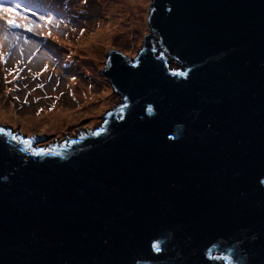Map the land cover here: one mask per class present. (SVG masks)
Here are the masks:
<instances>
[{"label":"water","instance_id":"1","mask_svg":"<svg viewBox=\"0 0 264 264\" xmlns=\"http://www.w3.org/2000/svg\"><path fill=\"white\" fill-rule=\"evenodd\" d=\"M149 8L106 53L120 119L43 156L0 135V264H264V0Z\"/></svg>","mask_w":264,"mask_h":264},{"label":"rangeland","instance_id":"2","mask_svg":"<svg viewBox=\"0 0 264 264\" xmlns=\"http://www.w3.org/2000/svg\"><path fill=\"white\" fill-rule=\"evenodd\" d=\"M17 1L18 0H15V2H13L12 0H8V2L13 5H16ZM27 1L31 0H23V3L26 7H28ZM143 5L144 9L132 8L129 17L126 20V23H129V25L125 27L124 30L131 31V33L122 31V34H127L126 39L129 41L127 46L118 45L113 41H98L93 37L89 41L88 39H90L91 36H94L99 23L75 29L73 31L72 37H68L70 40L68 54L62 55L58 53L62 59V62L60 64L57 61L54 62V66L65 68L63 70V76L59 78L57 82H54L56 79L53 76H34L37 78V86H40L38 88L40 89V93L44 96V98H42L40 101L34 100L29 104H25L21 100V97H23L24 94L23 92L20 93V91L19 95H16L14 98L15 104H9V102L6 100L8 85H10V77H12V69H14V65H12V63L16 61V53H18L20 42L13 45H11L12 41L7 43L4 41L0 42L4 43L2 46H0V55H3V60H0V111L11 114V116H8L7 118H2L0 116V123L3 122V124L10 125L16 130L20 128L18 132H31L33 135H38L40 137L41 135L51 136L45 141L38 142L40 144L57 138L68 131L81 130L80 127H78L80 124H83L82 129H84L88 124L100 123L102 121V114L110 108L116 106L120 98V95L114 91L108 81L109 78H107L105 74L106 53L116 47H119L123 52H138L144 39L146 16L150 5V0H145ZM37 8L39 12L44 10V7L39 4H37ZM28 9L30 11V5ZM23 13L24 14L22 15L21 19L25 22L22 23V25H25L26 17H28V11H23ZM37 17L38 15H36V18ZM101 18L102 17L99 18V22ZM18 19H20V17H18ZM131 19L134 20V23L130 22ZM70 23H72V20L69 21L68 26L64 25L62 32L64 37L68 36V31H70ZM3 26L4 22L0 21V35H2ZM82 28L85 29L83 34L80 32V29ZM63 35L54 36V40H58L60 37L61 45H64L65 41ZM81 37H84L85 41L80 43L79 40ZM32 45L34 44L27 45L26 48H32ZM87 49L93 50L94 55L88 54L86 52ZM28 58L29 55H25L23 51L20 59L27 62ZM82 59H87L89 63L87 65L81 66V68H86L87 70L93 68V71L96 72V79L99 82V84L91 87L93 89L90 91V97H87V100L85 101L87 105H84V100L82 101L84 95L81 97L80 104L71 103L68 95L72 93L71 88L74 85V81H76V79L73 80L72 77L77 73V69H80V65H82ZM47 69L48 67L46 69L44 68L43 71ZM55 71L58 72V67H56ZM2 87H5L4 92H2ZM103 88H105L106 91H103ZM91 101L95 103H91ZM21 105L22 107L20 108ZM75 109H77L82 115L78 116V113H76V118H73L72 120V111ZM89 109H94V111L89 112Z\"/></svg>","mask_w":264,"mask_h":264},{"label":"bare ground","instance_id":"3","mask_svg":"<svg viewBox=\"0 0 264 264\" xmlns=\"http://www.w3.org/2000/svg\"><path fill=\"white\" fill-rule=\"evenodd\" d=\"M44 1L49 2V0ZM74 1L76 2L77 0ZM144 1L145 0H89L88 5L84 2L78 3V8H84L85 10H90V8H92L95 11L101 12L103 15L94 36H91L88 40L90 41L93 37L98 41H113L118 45L127 46L129 44V41L126 39L127 34H122V31H126V33H131V31L124 30V28L129 25V23H126V20L129 17L132 8L144 9ZM130 22L134 23V20L131 19ZM83 41H85V38L81 37L79 42L81 43ZM86 52L94 55V51L91 49H87ZM82 62L83 64L89 63L87 59H82ZM103 91H106V89L103 88ZM91 103L95 102L91 101ZM93 111L94 109H89V112ZM72 113V120L73 118H76V113H78V116L82 115L77 109L73 110ZM0 116L2 118H7L8 116H11V114L0 111Z\"/></svg>","mask_w":264,"mask_h":264},{"label":"snow or ice","instance_id":"4","mask_svg":"<svg viewBox=\"0 0 264 264\" xmlns=\"http://www.w3.org/2000/svg\"><path fill=\"white\" fill-rule=\"evenodd\" d=\"M84 2L86 3L87 0H84ZM13 9H19V5H13V6H5L4 4L0 3V21H3L7 24V26L9 28L12 27H25L26 30L28 31H32L33 29L31 27H28L27 24L25 25H21L19 23L16 22L15 20V13L13 12ZM171 11V10H169ZM42 21H44L45 23H52L53 22V17L51 16H47V17H41L40 18ZM85 31V29H80L81 34H83ZM39 35H44V32H40L38 33ZM47 35L51 36V33H47ZM0 60H3V55H0ZM47 68V65H45V69ZM16 75H19V70L16 71ZM37 75H39V73H37ZM171 75L173 76H187L189 75L188 73H185L183 71L180 72H175L173 71L171 73ZM15 78V77H14ZM73 80L76 79L75 76L72 77ZM38 87H40L38 85ZM51 110V109H50ZM149 112H151L153 109L151 106L148 107L147 109ZM95 135H99V133H94ZM0 135L5 136V137H10L11 140L15 143L18 144H23L25 146V148L23 149L24 151H31L32 155L34 156H43V155H48L50 154V150H44V149H34L31 147L32 141L31 139H22L19 136L14 135L12 132L7 131L6 128L4 127H0ZM260 184L264 185V180H260L259 181ZM152 248L156 249L157 252L160 251L159 246L157 244H153ZM220 259H227V257H221Z\"/></svg>","mask_w":264,"mask_h":264}]
</instances>
